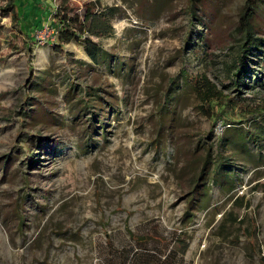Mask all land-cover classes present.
Returning a JSON list of instances; mask_svg holds the SVG:
<instances>
[{
  "label": "rangeland",
  "instance_id": "374dc122",
  "mask_svg": "<svg viewBox=\"0 0 264 264\" xmlns=\"http://www.w3.org/2000/svg\"><path fill=\"white\" fill-rule=\"evenodd\" d=\"M28 1L23 37L0 0V264H264V115L193 89L264 109V0L245 47L248 0H70L112 10L95 64Z\"/></svg>",
  "mask_w": 264,
  "mask_h": 264
},
{
  "label": "trees",
  "instance_id": "16d2710c",
  "mask_svg": "<svg viewBox=\"0 0 264 264\" xmlns=\"http://www.w3.org/2000/svg\"><path fill=\"white\" fill-rule=\"evenodd\" d=\"M6 3L4 15H10L12 22L16 26V31L21 36H28L30 27L35 29L41 28L42 12L41 8L35 10L33 18L25 20L26 9L28 7V0H1ZM51 2L52 0H41V2ZM201 0H191V5L200 3ZM260 0H248L246 11L240 19V29L245 32V41L243 47L247 44H253L250 42L252 37L250 33V21L254 16L255 5ZM35 2V1H34ZM112 10L102 11L97 1H89L83 3L81 7L72 6L70 0H59L54 10L46 16V19L50 21V26L53 29L55 43L54 50L61 52L63 45L69 43L81 44L87 57L95 64L98 63L100 56H103L99 45L94 39L108 38L113 34V27L111 23ZM44 21V20H43ZM34 22V23H33ZM31 23V24H30ZM0 28V32H1ZM254 45V44H253ZM248 50H242V56H237L233 63L236 71L233 74V81L235 85L242 83L244 70L243 60ZM194 92L202 103L210 105L211 103H219L223 109H221V117L225 118L228 111L235 113L241 119V123H249L264 115L263 107L257 104L249 102L247 99H240L238 97L226 98L215 85L210 83L206 77L200 76L197 83L193 86ZM218 104V105H219ZM219 105V106H220ZM228 121L227 125L234 123L233 120Z\"/></svg>",
  "mask_w": 264,
  "mask_h": 264
}]
</instances>
